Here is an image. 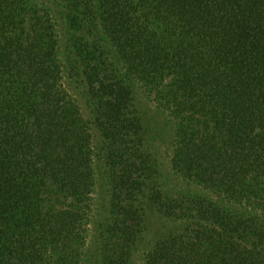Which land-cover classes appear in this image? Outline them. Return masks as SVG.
Instances as JSON below:
<instances>
[{"label": "trees", "instance_id": "1", "mask_svg": "<svg viewBox=\"0 0 264 264\" xmlns=\"http://www.w3.org/2000/svg\"><path fill=\"white\" fill-rule=\"evenodd\" d=\"M57 1L60 21L38 0H0V264H79L90 124L112 216L88 264H127L153 193L166 217L193 219L144 264H264V0ZM137 87L173 124L172 173L149 143ZM175 175L195 189L175 197Z\"/></svg>", "mask_w": 264, "mask_h": 264}, {"label": "rangeland", "instance_id": "2", "mask_svg": "<svg viewBox=\"0 0 264 264\" xmlns=\"http://www.w3.org/2000/svg\"><path fill=\"white\" fill-rule=\"evenodd\" d=\"M55 2L57 0H38L40 6H46L51 8L53 12V17L55 20H61L57 9L55 8ZM59 23V22H58ZM58 27V24H57ZM65 86L67 90L74 96L80 106V111L85 118L90 117V110L87 107L85 98L83 95V89L80 85L73 82L72 78L68 75L65 76ZM137 100V106L142 114V124L146 130L147 136L149 137V143L157 154L163 170L172 173L170 168V157L172 156V142L174 136L173 124L169 121L167 112L164 109H159L156 103V99L153 96L145 95L142 88L137 87L135 90ZM91 137L93 138L92 146L93 150V162L92 167L94 170L93 175V191H92V211H91V221L87 225V237L85 242V249L81 251L82 257L79 259V264H88L89 251L92 255H96L98 245V237L96 230L102 223L108 222L109 217H111V187L108 176L106 174L105 160L94 155V152L99 151L98 146L103 145L102 136L95 128L93 124H90ZM177 180L174 196L176 197L180 191L189 193L195 189V185L191 182H187L181 176L175 175ZM166 188V186H164ZM159 190L164 192V188L158 185ZM169 192V191H167ZM172 193V192H171ZM153 199L149 197H142L140 204L142 206H147L146 208V223L143 227V231L138 234L139 240H134L133 243H129V257L127 256V264H144L146 254L150 252L152 247L155 245L157 240L167 233L176 234L178 232L184 231L186 223L192 220L190 214H185L179 210L177 216L168 218L160 208L155 203V195L153 193ZM138 204V202H137ZM147 204V205H146ZM189 211V210H188ZM104 223V224H105ZM95 237V238H94ZM83 252V254H82Z\"/></svg>", "mask_w": 264, "mask_h": 264}]
</instances>
